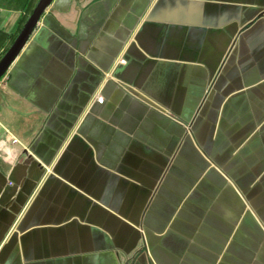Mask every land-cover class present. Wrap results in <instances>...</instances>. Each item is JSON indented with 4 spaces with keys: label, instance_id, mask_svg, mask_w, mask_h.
Returning a JSON list of instances; mask_svg holds the SVG:
<instances>
[{
    "label": "crops",
    "instance_id": "crops-1",
    "mask_svg": "<svg viewBox=\"0 0 264 264\" xmlns=\"http://www.w3.org/2000/svg\"><path fill=\"white\" fill-rule=\"evenodd\" d=\"M0 264H264V0H52L0 80Z\"/></svg>",
    "mask_w": 264,
    "mask_h": 264
},
{
    "label": "water",
    "instance_id": "water-1",
    "mask_svg": "<svg viewBox=\"0 0 264 264\" xmlns=\"http://www.w3.org/2000/svg\"><path fill=\"white\" fill-rule=\"evenodd\" d=\"M51 2L52 0H37L31 13L23 23L16 37L14 38L8 49L0 57V80L7 73L12 62L25 46L26 42L37 26L41 15L45 12Z\"/></svg>",
    "mask_w": 264,
    "mask_h": 264
},
{
    "label": "trees",
    "instance_id": "trees-1",
    "mask_svg": "<svg viewBox=\"0 0 264 264\" xmlns=\"http://www.w3.org/2000/svg\"><path fill=\"white\" fill-rule=\"evenodd\" d=\"M36 0H28V5H27V10H26V13L25 15L21 18V21H20V24H19V30L21 29L23 23L26 21L27 17L29 16V14L31 13L34 5L36 4L35 3ZM35 3V4H34ZM10 45H8L9 47ZM8 47L5 49V51L8 49ZM4 51V52H5Z\"/></svg>",
    "mask_w": 264,
    "mask_h": 264
},
{
    "label": "built area",
    "instance_id": "built-area-1",
    "mask_svg": "<svg viewBox=\"0 0 264 264\" xmlns=\"http://www.w3.org/2000/svg\"><path fill=\"white\" fill-rule=\"evenodd\" d=\"M121 62H125V60L122 59ZM97 101L102 102L103 101V97L102 96H98L97 97Z\"/></svg>",
    "mask_w": 264,
    "mask_h": 264
},
{
    "label": "rangeland",
    "instance_id": "rangeland-1",
    "mask_svg": "<svg viewBox=\"0 0 264 264\" xmlns=\"http://www.w3.org/2000/svg\"><path fill=\"white\" fill-rule=\"evenodd\" d=\"M36 2H37V0L35 1V3H36ZM35 3H34V4H35Z\"/></svg>",
    "mask_w": 264,
    "mask_h": 264
}]
</instances>
